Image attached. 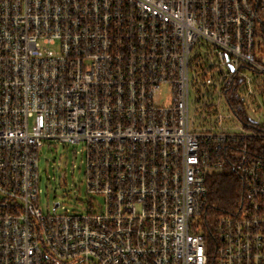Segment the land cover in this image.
I'll use <instances>...</instances> for the list:
<instances>
[{
	"label": "built area",
	"instance_id": "built-area-1",
	"mask_svg": "<svg viewBox=\"0 0 264 264\" xmlns=\"http://www.w3.org/2000/svg\"><path fill=\"white\" fill-rule=\"evenodd\" d=\"M46 142L84 145L83 212L40 208ZM0 264H264V0H0Z\"/></svg>",
	"mask_w": 264,
	"mask_h": 264
},
{
	"label": "rangeland",
	"instance_id": "rangeland-1",
	"mask_svg": "<svg viewBox=\"0 0 264 264\" xmlns=\"http://www.w3.org/2000/svg\"><path fill=\"white\" fill-rule=\"evenodd\" d=\"M39 205L45 212H83L90 200L83 144L46 142L39 151ZM59 207L55 208V205Z\"/></svg>",
	"mask_w": 264,
	"mask_h": 264
},
{
	"label": "trees",
	"instance_id": "trees-1",
	"mask_svg": "<svg viewBox=\"0 0 264 264\" xmlns=\"http://www.w3.org/2000/svg\"><path fill=\"white\" fill-rule=\"evenodd\" d=\"M231 103L235 110L238 108L242 115L247 116L241 102L237 106L234 104L235 99H232ZM207 189L208 199L200 219L202 231L213 259L220 218L238 212L248 199V194L242 176L232 165L209 177Z\"/></svg>",
	"mask_w": 264,
	"mask_h": 264
},
{
	"label": "water",
	"instance_id": "water-1",
	"mask_svg": "<svg viewBox=\"0 0 264 264\" xmlns=\"http://www.w3.org/2000/svg\"><path fill=\"white\" fill-rule=\"evenodd\" d=\"M59 204H56V207L58 206Z\"/></svg>",
	"mask_w": 264,
	"mask_h": 264
}]
</instances>
